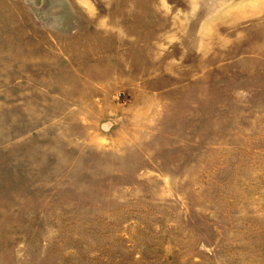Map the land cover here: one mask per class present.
Instances as JSON below:
<instances>
[{"label":"rangeland","instance_id":"374dc122","mask_svg":"<svg viewBox=\"0 0 264 264\" xmlns=\"http://www.w3.org/2000/svg\"><path fill=\"white\" fill-rule=\"evenodd\" d=\"M0 264H264V0H0Z\"/></svg>","mask_w":264,"mask_h":264}]
</instances>
